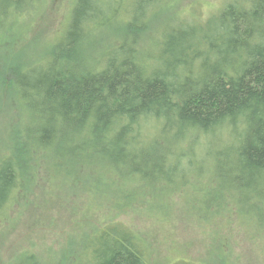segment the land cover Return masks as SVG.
I'll list each match as a JSON object with an SVG mask.
<instances>
[{"label": "trees", "instance_id": "obj_1", "mask_svg": "<svg viewBox=\"0 0 264 264\" xmlns=\"http://www.w3.org/2000/svg\"><path fill=\"white\" fill-rule=\"evenodd\" d=\"M32 1L0 0L2 41H20L14 22ZM124 1L75 0L46 60L9 64L12 45L0 48V105L13 99L20 114L0 159V207L15 190L32 192L39 168L51 162L55 175L94 180V193L113 190L124 206L155 191L130 190L145 182L181 193L191 216L211 221L239 211L257 242L264 234V0H230L204 20L193 6L175 12L180 0ZM154 19L161 25L147 36ZM105 28L115 36L103 45ZM81 237L76 264H148L146 239L124 221ZM213 238L227 256L208 264H241L230 260L228 237ZM18 264L43 263L25 257Z\"/></svg>", "mask_w": 264, "mask_h": 264}, {"label": "rangeland", "instance_id": "obj_2", "mask_svg": "<svg viewBox=\"0 0 264 264\" xmlns=\"http://www.w3.org/2000/svg\"><path fill=\"white\" fill-rule=\"evenodd\" d=\"M74 1H32L33 10L14 22L17 30L19 27L23 29V41L18 43L21 39L17 42L15 37L9 35L6 37L9 40L7 43L0 37L1 50L5 46L13 47L15 60L9 62L8 59L9 64L23 66L25 61L37 63L46 60L51 42L60 39L68 28ZM128 1L131 0L124 1V7L128 6ZM229 1L180 0L175 12L193 6L197 9L196 18L204 20L217 13ZM167 10L170 11L168 17L173 15V6ZM122 16L125 17V13ZM150 25L151 30L147 36L161 22L154 19ZM100 31V42L103 45L115 36L111 28ZM2 58L3 53L0 64L5 59ZM6 90L8 93L9 89ZM10 101L9 108L0 105V159L10 151L9 146L15 139L18 126L17 122H13L15 117L20 116L13 99ZM22 117L26 118L27 114L22 112ZM51 166L50 162L39 168V174L36 173L39 178H35L32 192L23 190L21 195L22 190H15L12 199L0 207V264H18L25 257H39L43 264H76V252L84 248L85 239L82 240L84 237L81 236L86 237L104 222L114 218L124 221L146 239L148 264H172L178 260L203 264L220 261L227 255H218V245L213 236L228 237L231 243L228 250L230 260L241 264H264V234L257 242L250 240L246 236L245 224L239 217V211L227 210L211 221L201 219L198 215L191 216L190 208L186 206L187 202L181 193H166L167 190H158L164 189L161 186L163 184L152 186L145 182L130 190L155 191L148 193L144 199H138L132 206H124L122 203L125 200L115 196L113 190H103L104 193L96 194L93 191L98 190V184L94 180L89 183L80 175H72L65 181V177L54 174ZM28 168L26 165L23 171ZM59 171L67 173L65 168ZM136 180L133 183H140L139 179ZM208 181L209 178L203 180L205 183ZM198 183L196 181L195 185Z\"/></svg>", "mask_w": 264, "mask_h": 264}]
</instances>
